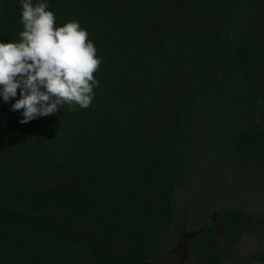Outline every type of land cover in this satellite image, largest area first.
<instances>
[{
	"label": "trees",
	"instance_id": "1",
	"mask_svg": "<svg viewBox=\"0 0 264 264\" xmlns=\"http://www.w3.org/2000/svg\"><path fill=\"white\" fill-rule=\"evenodd\" d=\"M32 3L78 21L102 63L87 109L21 124L19 90L0 97V264L154 262L188 200L204 216L192 264L264 262L241 253L245 234L264 243V0ZM21 11L0 0V42ZM222 164L234 184L211 198Z\"/></svg>",
	"mask_w": 264,
	"mask_h": 264
},
{
	"label": "clouds",
	"instance_id": "2",
	"mask_svg": "<svg viewBox=\"0 0 264 264\" xmlns=\"http://www.w3.org/2000/svg\"><path fill=\"white\" fill-rule=\"evenodd\" d=\"M23 30L18 41L0 42V97H17L11 111L23 110L21 124L70 110L90 107L102 60L78 21L56 26L47 3L21 0Z\"/></svg>",
	"mask_w": 264,
	"mask_h": 264
},
{
	"label": "rangeland",
	"instance_id": "3",
	"mask_svg": "<svg viewBox=\"0 0 264 264\" xmlns=\"http://www.w3.org/2000/svg\"><path fill=\"white\" fill-rule=\"evenodd\" d=\"M210 181L213 183L214 187L211 190V198L214 196L219 197L221 193L226 197L227 190L226 186H232L233 177L225 165L217 166V169L213 167ZM225 173L226 182H222L223 174ZM223 183L222 189L219 191L215 189L217 183ZM234 187V186H233ZM249 197V196H248ZM211 220L216 222V212L211 214ZM204 221V216L197 213L196 201L188 200L185 202L176 203V223L172 228V235L169 237L168 242L174 240V247L171 249L170 253L162 256L154 262H147L146 264H192L194 262V257L189 251L190 243L197 232V228ZM196 228V229H195ZM220 238L222 234L218 231ZM264 249V243L258 244L256 238L251 234H245L241 243V253L246 255L255 248ZM224 264H236L235 261L226 260ZM244 264H264L263 261L258 259L245 261Z\"/></svg>",
	"mask_w": 264,
	"mask_h": 264
}]
</instances>
